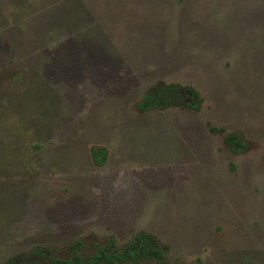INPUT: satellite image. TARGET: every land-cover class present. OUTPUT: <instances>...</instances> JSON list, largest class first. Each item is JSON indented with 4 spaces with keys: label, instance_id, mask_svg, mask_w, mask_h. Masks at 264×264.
Returning <instances> with one entry per match:
<instances>
[{
    "label": "rangeland",
    "instance_id": "rangeland-1",
    "mask_svg": "<svg viewBox=\"0 0 264 264\" xmlns=\"http://www.w3.org/2000/svg\"><path fill=\"white\" fill-rule=\"evenodd\" d=\"M139 233L119 264H264V0H0V264Z\"/></svg>",
    "mask_w": 264,
    "mask_h": 264
},
{
    "label": "trees",
    "instance_id": "trees-1",
    "mask_svg": "<svg viewBox=\"0 0 264 264\" xmlns=\"http://www.w3.org/2000/svg\"><path fill=\"white\" fill-rule=\"evenodd\" d=\"M188 94L192 95L194 99L189 98L187 101H184V96ZM144 102L156 107H168L181 103L183 107L194 111H199L201 108V98L195 90L190 87H180L177 85L164 88L161 94L157 93L147 96ZM215 130L216 128L212 129V131ZM224 141L235 153H242L246 149V142L236 132L225 133ZM106 154V150L104 149L93 151L96 164L103 165ZM144 259L162 261L164 259V250L155 244L150 235L139 233L135 238V242L121 252L117 253L111 250L98 251V253L85 261L75 254L70 260H54L53 262L54 264H119L123 261H141Z\"/></svg>",
    "mask_w": 264,
    "mask_h": 264
}]
</instances>
